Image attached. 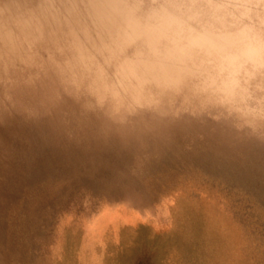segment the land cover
<instances>
[{"label":"clouds","instance_id":"1","mask_svg":"<svg viewBox=\"0 0 264 264\" xmlns=\"http://www.w3.org/2000/svg\"><path fill=\"white\" fill-rule=\"evenodd\" d=\"M147 146L264 140V0H0V113Z\"/></svg>","mask_w":264,"mask_h":264},{"label":"rangeland","instance_id":"2","mask_svg":"<svg viewBox=\"0 0 264 264\" xmlns=\"http://www.w3.org/2000/svg\"><path fill=\"white\" fill-rule=\"evenodd\" d=\"M102 160L121 163L112 153ZM69 165L45 163L38 170L44 177L19 185L13 214L0 228L10 264H264L258 190L180 173L182 166L171 174L153 168L143 179L113 178L108 166L68 179Z\"/></svg>","mask_w":264,"mask_h":264},{"label":"bare ground","instance_id":"3","mask_svg":"<svg viewBox=\"0 0 264 264\" xmlns=\"http://www.w3.org/2000/svg\"><path fill=\"white\" fill-rule=\"evenodd\" d=\"M106 153L114 154L121 163L110 164L102 160V156ZM63 162L68 166L72 165L65 175L68 179L75 175L86 177L95 175L102 167L107 166L112 168L113 178L143 179L153 168L155 170L160 168V173L171 174V169L182 166L184 170L180 173L198 175L196 177L206 174L218 180L235 182L246 187L253 194L258 190L264 195V140L255 136L235 137L203 131L190 134L177 133L171 139L158 140L147 146L125 145L118 141L98 138L71 123L57 126L26 119L15 112H5L0 113V228L8 221L10 214H13L11 210L13 205H16L14 202L19 185L28 178L44 177L43 173L38 172L42 168L41 165L45 163L51 164L52 167L59 165L60 168ZM134 217L136 219V215ZM68 223L65 224L68 226ZM90 223L92 224V220ZM122 237L120 235V238ZM8 251L7 243L0 237V264H10Z\"/></svg>","mask_w":264,"mask_h":264}]
</instances>
